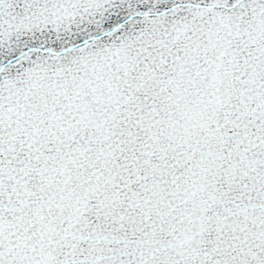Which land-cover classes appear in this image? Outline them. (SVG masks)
Returning a JSON list of instances; mask_svg holds the SVG:
<instances>
[{
	"label": "snow or ice",
	"instance_id": "snow-or-ice-1",
	"mask_svg": "<svg viewBox=\"0 0 264 264\" xmlns=\"http://www.w3.org/2000/svg\"><path fill=\"white\" fill-rule=\"evenodd\" d=\"M0 264H264V0H0Z\"/></svg>",
	"mask_w": 264,
	"mask_h": 264
}]
</instances>
